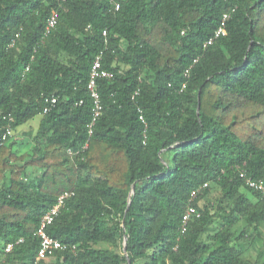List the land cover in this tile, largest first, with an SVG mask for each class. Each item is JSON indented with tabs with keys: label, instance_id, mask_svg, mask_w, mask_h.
<instances>
[{
	"label": "trees",
	"instance_id": "16d2710c",
	"mask_svg": "<svg viewBox=\"0 0 264 264\" xmlns=\"http://www.w3.org/2000/svg\"><path fill=\"white\" fill-rule=\"evenodd\" d=\"M225 13L227 34L206 46ZM263 16L264 0H0V115L14 128L0 144V264H34L40 219L65 191L48 232L67 247L50 264H264V199L240 177L264 179ZM101 51L115 76L98 80L90 135Z\"/></svg>",
	"mask_w": 264,
	"mask_h": 264
},
{
	"label": "built area",
	"instance_id": "2783aa9c",
	"mask_svg": "<svg viewBox=\"0 0 264 264\" xmlns=\"http://www.w3.org/2000/svg\"><path fill=\"white\" fill-rule=\"evenodd\" d=\"M59 2H64L66 0H58ZM120 5L117 3L115 5L116 10H118ZM58 18H59V12L58 10H53L50 16L47 19V24L45 27V33L44 36H48L51 31L56 27L58 24ZM230 18V13H225L223 15L222 21L219 25V27L216 29L214 35L208 39L205 43V45H211L215 39L224 36L227 34V29H226V22ZM23 27H21L22 29ZM104 34H106V31H104ZM20 36V32L16 34V38L13 39V42L11 45H14L16 42V39ZM34 58V56L32 57ZM104 52L101 51L99 52L93 63L92 67L90 70V78L88 82V90L90 93V96L93 101V109H92V120L88 124L89 128V134H93V128L94 124L96 123V120L98 117L101 115L103 111V103H102V98H101V93L99 90V79L105 78V79H112L115 76V73L112 70H109L104 67ZM199 61V57L195 58L194 61L186 68L185 70V76H189L191 70L194 68V65ZM26 70H29V66L26 68ZM186 87V83L183 84L182 89ZM181 89V90H182ZM45 103L43 106V113H49L51 112L57 102H58V97L54 94L50 96H46L44 99ZM9 118V122L7 123H0V144L5 143L11 136L14 134V128L11 124L13 118L8 117L7 115H0V120H6ZM141 120L145 122V119L143 115L140 116ZM1 120V121H2ZM88 147V143H86L83 146V149ZM69 154L73 156H77L80 154V151H74L72 149H69ZM240 177L244 178L246 181V184L250 187L253 188L254 190L258 191L261 196L264 199V179L262 178H252L246 176V172L244 170L240 171ZM209 183L205 182L202 186L193 189L191 192V200L185 210V213L183 215L182 219V226H181V231L185 232L189 226L190 221L193 218H198L201 216V212L197 209V207L193 204L194 200L198 197L200 192L208 187ZM74 192L73 191H65L61 193L58 197L56 202L42 215L40 219V224L37 230V235L40 238V246L38 249V252L35 256L34 259V264H50L52 258L55 256V254L61 250H64L67 246L63 244L58 238L53 237L49 234L48 228L49 226L54 222L56 217L60 214L62 209L64 208L66 201L68 198L73 196ZM23 239H20L16 243H9L6 245L5 252L6 253H11L14 249V246L22 242Z\"/></svg>",
	"mask_w": 264,
	"mask_h": 264
},
{
	"label": "rangeland",
	"instance_id": "374dc122",
	"mask_svg": "<svg viewBox=\"0 0 264 264\" xmlns=\"http://www.w3.org/2000/svg\"><path fill=\"white\" fill-rule=\"evenodd\" d=\"M263 23H264V16H263ZM39 116H36L35 118L28 121V123L18 127V129L15 131V139L19 141H27L30 140L29 134L33 133L37 130L38 124H39ZM252 257L257 255L256 248H252L250 250Z\"/></svg>",
	"mask_w": 264,
	"mask_h": 264
},
{
	"label": "water",
	"instance_id": "95a60500",
	"mask_svg": "<svg viewBox=\"0 0 264 264\" xmlns=\"http://www.w3.org/2000/svg\"><path fill=\"white\" fill-rule=\"evenodd\" d=\"M199 110H200V104L198 106V114H199ZM134 190H135V184L132 185V189H131V192H130V195H129V198H128V207H129V205L131 203V195L133 194ZM124 239H125V245H124L123 250H124L125 254L127 255V243H126L127 242V237L125 236ZM129 264H130V261H129Z\"/></svg>",
	"mask_w": 264,
	"mask_h": 264
},
{
	"label": "crops",
	"instance_id": "0c3cea01",
	"mask_svg": "<svg viewBox=\"0 0 264 264\" xmlns=\"http://www.w3.org/2000/svg\"><path fill=\"white\" fill-rule=\"evenodd\" d=\"M254 257H256V255Z\"/></svg>",
	"mask_w": 264,
	"mask_h": 264
}]
</instances>
